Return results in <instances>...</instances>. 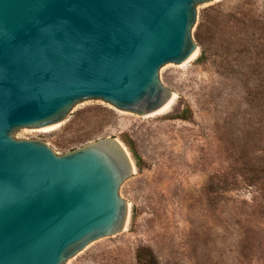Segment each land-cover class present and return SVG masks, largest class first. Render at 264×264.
I'll list each match as a JSON object with an SVG mask.
<instances>
[{"label": "water", "instance_id": "obj_1", "mask_svg": "<svg viewBox=\"0 0 264 264\" xmlns=\"http://www.w3.org/2000/svg\"><path fill=\"white\" fill-rule=\"evenodd\" d=\"M212 0H0V264H66L125 230L134 174L115 137L62 155L17 130L60 123L98 99L140 116L172 98L160 68L198 52L196 5Z\"/></svg>", "mask_w": 264, "mask_h": 264}, {"label": "rangeland", "instance_id": "obj_2", "mask_svg": "<svg viewBox=\"0 0 264 264\" xmlns=\"http://www.w3.org/2000/svg\"><path fill=\"white\" fill-rule=\"evenodd\" d=\"M196 11V56L159 70L176 95L168 110L145 117L84 100L58 124L13 133L58 155L115 137L131 157L134 174L118 190L125 230L66 264H264V0H212Z\"/></svg>", "mask_w": 264, "mask_h": 264}, {"label": "trees", "instance_id": "obj_3", "mask_svg": "<svg viewBox=\"0 0 264 264\" xmlns=\"http://www.w3.org/2000/svg\"><path fill=\"white\" fill-rule=\"evenodd\" d=\"M247 20H248V19H247ZM237 22H238V23H241L242 21H241L240 19H237ZM209 25H210V26H213V29H215V31H217L218 26L216 25L215 19H211V21L209 22ZM199 34H200V30H199ZM197 38L200 39V35H199V36L197 35ZM215 47H216V48H215L216 54H217V56L220 58L221 62L223 63V68H224L225 70H228V65H229L230 63H229V61H228V55H227V53L224 52V50H222V49H223V45H222V40H221L220 38H217V42H216V44H215ZM225 50H226V49H225ZM205 54H206V50H205V49H202V51H201V55H200V58H201V59L204 58V57H205ZM232 68H233V66H232ZM134 155H135V154H134ZM135 159H136V163H137V165H138L139 162H140V158L137 157V156L135 155Z\"/></svg>", "mask_w": 264, "mask_h": 264}, {"label": "bare ground", "instance_id": "obj_4", "mask_svg": "<svg viewBox=\"0 0 264 264\" xmlns=\"http://www.w3.org/2000/svg\"><path fill=\"white\" fill-rule=\"evenodd\" d=\"M196 54H197V52H195V53L189 58L188 61H190L191 59H193L194 56H196ZM188 61H187V62H188ZM185 63H186V62H185ZM175 97H176L175 93H172V98H171V100H170L167 104H165V105H164L162 108H160L159 110H157V111H155V112H153V113H151V114L146 115L145 117H150V116H153V115L161 114V113H163L164 111L168 110V109L170 108V106L172 105V103H173ZM49 127H50V126H49ZM52 128H54V127H52ZM52 128H46V129H44V130H42V131L50 130V129H52Z\"/></svg>", "mask_w": 264, "mask_h": 264}]
</instances>
